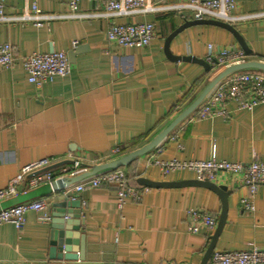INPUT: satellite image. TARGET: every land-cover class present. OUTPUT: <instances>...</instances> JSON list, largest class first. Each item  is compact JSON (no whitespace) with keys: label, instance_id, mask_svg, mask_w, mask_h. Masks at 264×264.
I'll return each mask as SVG.
<instances>
[{"label":"crops","instance_id":"crops-1","mask_svg":"<svg viewBox=\"0 0 264 264\" xmlns=\"http://www.w3.org/2000/svg\"><path fill=\"white\" fill-rule=\"evenodd\" d=\"M69 2L7 0L5 10L8 16L17 17L26 11L32 13L36 4L43 13L62 16L68 14ZM152 2L174 6L186 0ZM79 7L84 17L60 18L43 27L34 22H0V43L12 44L17 57L11 69L0 67V189H7L24 167L35 162L52 161L42 171L51 169L40 174L57 177L74 161L91 171L95 165L144 147L224 70L211 67L208 72L200 65L167 58L166 39L186 21H193L192 12L169 9L111 19L97 15L104 8L99 0H82ZM234 14L241 17L235 27L250 51L245 53L246 61L264 63V0H236ZM128 22L156 25L158 34L149 48L125 49L108 40L115 23ZM74 42H78L75 49ZM210 45L217 52L244 51L232 33L213 25L185 30L172 41L170 50L175 56L206 61ZM76 50L68 77L40 87L28 81L24 57L54 52L69 55ZM200 107L159 147L138 158L131 169L122 168L127 178L135 175L136 183L139 178L155 182L198 180L189 171L166 176L162 164L173 159L206 161L214 155L231 163H264V104L248 111L230 102L224 106L226 115L205 120L198 118ZM116 149L120 154H113ZM65 161L71 162L55 167ZM32 178L28 175L20 181L17 195L0 206L10 208L43 199L48 208L28 213L20 230L13 224L0 225V264H202L223 209L220 197L201 187L150 189L128 179L142 189L141 199L128 200L120 207L114 186L65 195V190L55 192L48 182L32 188ZM240 178L220 172L213 181L231 191L217 252L253 247L264 250V186L257 193L256 210L245 212L241 200L250 196V188ZM71 198L81 201V219L66 214L68 223L60 232L74 238L71 247L79 258L51 259L52 220L61 203L75 201ZM196 210L216 219V228L192 233L191 213ZM47 215L51 222L42 220Z\"/></svg>","mask_w":264,"mask_h":264},{"label":"built area","instance_id":"built-area-1","mask_svg":"<svg viewBox=\"0 0 264 264\" xmlns=\"http://www.w3.org/2000/svg\"><path fill=\"white\" fill-rule=\"evenodd\" d=\"M82 0H70L69 12L66 15H51L43 13L38 5L33 6V12L26 11L21 16H8L6 14L7 0H0V22H34L37 27H43L46 23L60 18L80 19L79 4ZM103 4V11L97 13L99 17L125 18L129 16L145 15L174 9L178 11H189L193 13V20H216L232 26L241 21V17L234 14L236 0H186L185 3L174 6H158L152 0H99ZM158 32L156 25L150 22L137 23H115L107 34L108 40L125 49H147L156 38ZM78 42L73 43L75 49ZM210 55L206 61L212 68L223 67L224 69L246 63V54L243 50L231 52L221 50L214 51L213 45L209 46ZM17 57L14 47L10 43H0V67L11 69L16 63ZM28 81L37 87L46 82H52L56 78L68 77L72 72L70 57L65 52L34 53L22 59ZM234 102L242 110H252L258 105L264 104V75L260 72L238 71L221 82L210 92L198 111L201 120L226 115L224 106ZM113 154H120L116 149ZM52 164L50 160H43L24 167L21 175L12 181L7 189H0V203L5 199L17 195V184L26 176L33 175L30 186L35 188L43 182L52 183L56 180L74 178L89 169L79 161H74L73 166L63 168L60 175L55 177L51 173L40 174L42 169ZM164 174L170 175L174 172H193L200 181H215L218 173L226 172L232 175H240L241 183L250 188V196L241 200V208L245 212L256 210L255 199L260 187L264 186V163L253 161L251 163H231L219 161L214 155L211 159L203 161H179L173 159L162 164ZM114 186L117 189L120 207L128 200L139 201L142 189L132 186L122 169H111L101 171L93 176L86 177L75 185L66 187L65 195L81 193L89 188ZM75 200V198H71ZM48 208V202L43 199L27 201L0 211V225L13 224L18 230L26 223V215L30 212H44ZM193 225L190 227L192 233H198L201 229L212 230L216 228L217 221L204 211H193L191 213ZM50 221V216L42 218ZM209 264H264V250L253 247L240 251H214Z\"/></svg>","mask_w":264,"mask_h":264},{"label":"water","instance_id":"water-1","mask_svg":"<svg viewBox=\"0 0 264 264\" xmlns=\"http://www.w3.org/2000/svg\"><path fill=\"white\" fill-rule=\"evenodd\" d=\"M201 25H213L216 27H220L223 29H226L230 33H232L242 48L244 49L245 53L250 54L249 49L247 48V45L236 29V27L216 20H193V21H186L184 25L179 27L177 30H175L165 41V53L167 55V58L171 60L172 62L179 63V62H185V63H191V64H197L202 66L206 71L211 70V66L204 60L199 59L194 56H175L171 50L170 46L172 41L180 35L185 30L193 27V26H201ZM76 51H73L69 54L70 61L73 63ZM259 70L264 72V63L258 62V61H249L243 64L234 65L231 67H228L224 69L222 72H220L204 89V91L201 93V95L182 113L180 114L162 133H160L152 142L145 145L144 147L137 149L128 155L121 157L117 160L103 163L99 165H95L92 167L91 171L85 172L77 177L74 178H66V179H60L52 182V187L55 192L63 191L66 187L74 185L78 182H80L82 179L86 177L93 176L101 171L105 170H115L119 168H126L133 162H135L138 158L147 155L157 147H159L162 142L179 126L183 121H185L191 114H193L203 103V101L206 99V97L210 94V92L216 87V85L230 76L231 74L243 71V70ZM71 161H65L58 165H55V167H58L60 165H64L66 163H69ZM51 169V168H49ZM49 169L41 171V173H45ZM138 185L145 188L150 189H179V188H188V187H201L206 188L214 193H216L223 204L222 213L219 219V223L217 226V229L214 233V235L210 238L211 242L209 244V247L205 253V256L203 258L202 264H209L210 259L212 257V254L214 253L216 249L217 241L226 225L227 216H228V198L230 196L231 191L228 190L227 187L224 186H218L213 182L210 181H200V180H186V181H180V182H155L150 179L146 178H139L137 179ZM7 208L5 204L0 206V210H3ZM59 211L56 213L55 217L52 220L53 223V232H52V240H51V251H50V257L51 259H66V260H74L78 259V255H76L75 251L72 249V244L74 238L67 232H60L65 230L63 225L68 223L65 222L66 214H72V217L74 219L80 220L81 219V201L75 200L72 202H63L59 206ZM75 230H79V228H75ZM83 240V238H82Z\"/></svg>","mask_w":264,"mask_h":264},{"label":"trees","instance_id":"trees-1","mask_svg":"<svg viewBox=\"0 0 264 264\" xmlns=\"http://www.w3.org/2000/svg\"><path fill=\"white\" fill-rule=\"evenodd\" d=\"M125 151H127V149H125ZM135 162H136V161H135ZM135 162H133V163H135ZM133 163L130 164V165L127 167L128 170L131 169ZM128 179H129V181H130L131 184H133V185H138V184L136 183V180H135V175L132 176L131 174H130V175L128 174Z\"/></svg>","mask_w":264,"mask_h":264},{"label":"rangeland","instance_id":"rangeland-1","mask_svg":"<svg viewBox=\"0 0 264 264\" xmlns=\"http://www.w3.org/2000/svg\"><path fill=\"white\" fill-rule=\"evenodd\" d=\"M248 70H243V72H247ZM251 72H260V73H262L263 75H264V72L263 71H259V70H255V69H251L250 70ZM249 71V72H250Z\"/></svg>","mask_w":264,"mask_h":264}]
</instances>
